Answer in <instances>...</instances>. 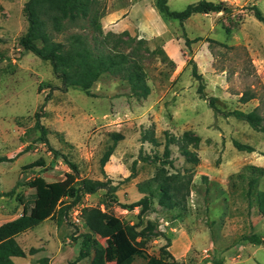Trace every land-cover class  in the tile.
I'll use <instances>...</instances> for the list:
<instances>
[{
	"label": "rangeland",
	"instance_id": "374dc122",
	"mask_svg": "<svg viewBox=\"0 0 264 264\" xmlns=\"http://www.w3.org/2000/svg\"><path fill=\"white\" fill-rule=\"evenodd\" d=\"M26 1L0 0V156L11 158L0 162V194L14 190L0 195V225L22 213L16 193L31 191L27 182L32 178L40 175L54 181L71 172L40 139L41 132L34 127L36 112L44 114L39 121L47 129L49 145L76 163L75 179L116 185L114 196L122 204L143 196L139 184L153 176L151 160L155 155L161 158L167 137L180 138L189 132L200 141L197 148L190 146L199 158L196 165L185 160L176 143L169 145L168 158L174 167L168 170L191 174L182 211L179 207L165 210L154 198L152 210L139 215V207L127 210L110 203L112 193L102 188L85 194L66 217L60 219L56 212L19 234L16 239L27 255L14 257L15 264H36L42 256L49 258V264L74 261L80 234L86 230L79 216L83 206H98L124 223H138L137 230L158 234L146 240L148 254L158 256L167 237L172 242L181 235L189 239L190 247L181 259H173L182 264H215L219 259L221 264L264 262V245L240 241L251 232L264 237V217L257 206V193L264 190V131L231 114L257 108L264 116V25L252 9L255 5L264 15V0H210L223 1L228 11L196 13L182 23L161 13L158 0H105L100 18L103 32L127 31L147 40L154 51L144 52L141 60L150 92L139 99L130 94L124 80L110 74L92 85V95L78 88L64 90L48 61L20 44L28 26L23 12ZM197 1L166 3L171 10H182ZM190 60L200 78L193 76ZM245 94L252 98L243 102ZM210 98L216 112L208 104ZM147 130L157 138V146L142 138ZM113 132L123 139L116 143L103 173L100 157L112 144ZM234 141L253 151L238 150ZM36 160L42 165L23 169ZM96 242L104 250V264H115L111 240L96 238ZM31 248L37 251L30 254ZM90 261L87 257L75 264ZM145 263L135 256L131 264Z\"/></svg>",
	"mask_w": 264,
	"mask_h": 264
},
{
	"label": "trees",
	"instance_id": "16d2710c",
	"mask_svg": "<svg viewBox=\"0 0 264 264\" xmlns=\"http://www.w3.org/2000/svg\"><path fill=\"white\" fill-rule=\"evenodd\" d=\"M156 7L165 16L176 19L180 23L196 13L228 11L223 1L210 0L189 3L182 10H171L166 0H158ZM252 9L256 19L264 25V15L261 10L255 5ZM105 10V0H27L23 12L28 26L25 34L19 39L20 44L41 60L48 61L54 76L61 80L64 90L68 87L78 88L92 95L90 91L92 85L102 75L110 74L124 80L132 96L137 99L145 98L150 88L145 79L141 60L144 52L151 54L154 51L149 50L146 45L147 40L132 37L127 31L104 33L100 18L105 14ZM0 42H2L1 37ZM186 42L189 43L190 40L186 39ZM189 63H192L193 76L200 78L195 62L190 60ZM198 89L201 92L202 85ZM250 98H252L251 95L245 94L241 97V101L246 102ZM208 104L215 112L217 111L214 98H210ZM231 114L246 121L254 129L264 131V116L259 114L257 108L248 112L234 110ZM35 116L34 127L40 130V139L47 144L55 158H62L71 172L65 173L63 179L54 181H46L43 176L37 175L27 182L31 191L27 194L16 193V199L22 205V213L0 225V264H15L14 257L27 255L16 239L19 234L53 217L56 212L60 219L66 217L70 209L81 203L85 194L95 193L102 188L107 189V193H112L110 203H117L127 210L139 207V215L152 210L154 198H157L158 204L165 210L179 207L182 211L185 208L186 197L189 195L192 182L191 174L168 170L174 167L168 158L169 145L176 143L185 160L196 165L199 158L190 146L197 148L199 136L184 132L180 138L167 137L161 158L155 155L151 160L155 165L153 176L139 184L138 189L143 196L137 201L122 204L118 203L114 196L116 185L87 177L75 179L78 173L76 163L72 162L66 154L60 153L49 145L46 137L47 129L39 121L44 114L36 112ZM110 136L112 144L100 157L102 172L116 143L123 139V135L119 132H113ZM142 138L155 146L159 144L152 131H145ZM233 144L240 151H253L251 146L239 141H234ZM149 158L143 157L144 160ZM10 159L0 156V162ZM38 165L42 164L36 160L24 165L23 169ZM131 175H134L133 171ZM13 191L11 189L0 195H11ZM64 198L69 200L63 202ZM257 206L260 215L264 217V190L257 193ZM176 215L180 216L181 212L178 211ZM79 216L86 230L80 234V247L76 259L68 264H75L87 257H91V264H104V250L98 246L97 237L111 240L115 251V264H131L135 256L143 257L146 260L145 264H182L176 262L172 254L166 250L171 244L169 237L166 238V244L160 247V253L156 256L146 253L144 244L149 236L158 234L149 235L145 231L137 230L138 223H124L119 217L101 210L98 206H83ZM240 241L264 245V237L255 232L243 235ZM36 251V248H31L29 253L33 254ZM214 263L221 264L222 260H216ZM36 264H49V258L42 256L38 258Z\"/></svg>",
	"mask_w": 264,
	"mask_h": 264
},
{
	"label": "crops",
	"instance_id": "0c3cea01",
	"mask_svg": "<svg viewBox=\"0 0 264 264\" xmlns=\"http://www.w3.org/2000/svg\"><path fill=\"white\" fill-rule=\"evenodd\" d=\"M97 238H99V237H97ZM247 244H252V243H247ZM252 245L256 246L255 244H252ZM238 246L244 247L243 245H241V243L238 244ZM169 247H170L169 249H171L170 251H172L171 253L173 254L172 256H174V259L179 260L183 257V255L189 249L190 242H189L188 238H184L183 236L180 235V237H177V238L172 240ZM235 247L237 248V245H235ZM262 262H260V264H262ZM263 264H264V262H263Z\"/></svg>",
	"mask_w": 264,
	"mask_h": 264
},
{
	"label": "built area",
	"instance_id": "2783aa9c",
	"mask_svg": "<svg viewBox=\"0 0 264 264\" xmlns=\"http://www.w3.org/2000/svg\"><path fill=\"white\" fill-rule=\"evenodd\" d=\"M76 221H78V220L76 219Z\"/></svg>",
	"mask_w": 264,
	"mask_h": 264
}]
</instances>
